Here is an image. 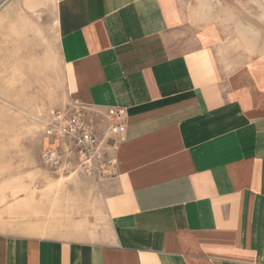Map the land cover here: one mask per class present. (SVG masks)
I'll return each instance as SVG.
<instances>
[{
	"label": "crops",
	"instance_id": "obj_1",
	"mask_svg": "<svg viewBox=\"0 0 264 264\" xmlns=\"http://www.w3.org/2000/svg\"><path fill=\"white\" fill-rule=\"evenodd\" d=\"M245 2L0 0V28L52 10L74 99L103 136L109 109L124 127L105 232L0 234V264H264V47L233 24Z\"/></svg>",
	"mask_w": 264,
	"mask_h": 264
},
{
	"label": "rangeland",
	"instance_id": "obj_2",
	"mask_svg": "<svg viewBox=\"0 0 264 264\" xmlns=\"http://www.w3.org/2000/svg\"><path fill=\"white\" fill-rule=\"evenodd\" d=\"M245 3V20L233 24L263 49L264 0ZM237 7L243 16V5ZM52 18L50 8L17 10L0 28V234L88 238L105 232L113 214L114 144L109 139L100 156L81 158L68 139L49 135L57 113H80L93 126L58 58ZM49 149L56 166L42 162Z\"/></svg>",
	"mask_w": 264,
	"mask_h": 264
},
{
	"label": "built area",
	"instance_id": "obj_3",
	"mask_svg": "<svg viewBox=\"0 0 264 264\" xmlns=\"http://www.w3.org/2000/svg\"><path fill=\"white\" fill-rule=\"evenodd\" d=\"M108 116L111 120L109 136L102 135V141H99L94 133L93 126L87 122L80 113H70L66 115L54 114L52 122L49 124V135L55 139L65 137L78 151L81 158L86 155L100 156L101 144L109 139L112 141L114 151L116 141L122 140L124 127L120 122L121 111L118 109H109ZM42 162L47 166H56L58 158L54 149L44 151Z\"/></svg>",
	"mask_w": 264,
	"mask_h": 264
},
{
	"label": "bare ground",
	"instance_id": "obj_4",
	"mask_svg": "<svg viewBox=\"0 0 264 264\" xmlns=\"http://www.w3.org/2000/svg\"><path fill=\"white\" fill-rule=\"evenodd\" d=\"M3 18V17H2ZM1 20V19H0ZM85 110V109H84Z\"/></svg>",
	"mask_w": 264,
	"mask_h": 264
}]
</instances>
